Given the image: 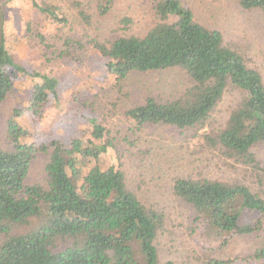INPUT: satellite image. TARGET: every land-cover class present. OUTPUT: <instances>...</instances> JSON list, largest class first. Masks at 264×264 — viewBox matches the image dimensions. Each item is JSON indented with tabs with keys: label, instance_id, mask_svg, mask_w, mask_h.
Wrapping results in <instances>:
<instances>
[{
	"label": "trees",
	"instance_id": "16d2710c",
	"mask_svg": "<svg viewBox=\"0 0 264 264\" xmlns=\"http://www.w3.org/2000/svg\"><path fill=\"white\" fill-rule=\"evenodd\" d=\"M115 2L72 0L80 28L70 24L58 0L35 6L65 32L52 37L63 39L60 54L55 53L72 56L73 48L78 52L93 48L107 59V71L119 90L136 75L167 70L182 72L189 84L173 99L147 97L144 104L125 112L129 126L124 141L131 149L124 154L107 127L95 119L89 139L77 138L69 146L60 141L22 143L28 133L10 120L6 138L12 148L0 150V264H160L157 241L168 231L169 216L142 198L141 186L131 188L122 162V156L128 155H140L142 164L147 162L153 147L149 144L148 150V144L138 141L148 127H168L190 135L193 147L195 141L202 140L203 148L218 152L222 160L231 162V168L241 173L252 169V182L264 187L261 72L237 46L226 43L222 31L201 23L182 0L155 1L152 10L157 23L145 32L134 31L132 15L112 17ZM238 3L244 11L264 17V0ZM36 37L46 50L54 49L44 33ZM17 71L35 81L31 109L45 105L57 94L56 78L28 73L9 53L6 12L0 4V105L12 93V74ZM228 94L235 104L221 113ZM109 149L116 151L118 163L103 167L99 160ZM38 158L43 179L31 185L28 178ZM172 182V197L196 213L195 230L205 225L222 245L234 237L263 236L262 244L252 250L231 248L226 257L208 258L206 264L238 260L264 264L261 192L252 185L205 176L186 174ZM254 211L260 214L256 223L242 224L244 214Z\"/></svg>",
	"mask_w": 264,
	"mask_h": 264
},
{
	"label": "rangeland",
	"instance_id": "374dc122",
	"mask_svg": "<svg viewBox=\"0 0 264 264\" xmlns=\"http://www.w3.org/2000/svg\"><path fill=\"white\" fill-rule=\"evenodd\" d=\"M46 1L55 4L53 2L56 0H0L6 12L7 48L15 62L28 73H41L58 80L57 94L50 96L45 105L31 109V92L35 81L26 74L13 72L14 89L0 105V150L12 148L6 138L10 120L18 122L28 133L22 143L41 145L60 141L69 146L77 138L89 139L91 121L95 119L110 131L111 137L119 145V152L126 153L125 150L131 148L124 141L129 126L125 112L144 104L147 97L173 99L181 95L189 84L188 78L178 70L150 72L136 75L126 82L125 88L119 90L113 85L114 79L107 71V59L93 48L88 47L82 52L73 48L71 52L74 55H59L63 39L52 37L65 35V32L61 31L60 24L35 6V3L42 6ZM71 1L58 0L70 24L80 28L78 14ZM155 1L158 0H116V8L111 16L132 15L135 18L134 31L145 32L157 23L152 10ZM182 1L201 23L210 29L222 31L226 43L237 46L264 77V17L261 14L244 11L238 0ZM104 19L100 18L101 21ZM107 22L111 23L109 20ZM39 33H44L49 43L54 45L52 51L41 46L36 37ZM56 50L59 54L55 53ZM85 103L93 106H85ZM234 104L231 95H226L220 106L221 113L228 112ZM193 142L190 135H182L175 129L148 127L138 141L142 145L148 144V150L149 144L153 147L146 157L147 162L142 164L140 155L133 158L122 156L131 188L141 186L142 198L165 210L169 216L168 231L157 241L160 264H206L208 258L226 257L233 248L246 252L263 242V236L246 239L234 237L228 245H222L205 225L195 230L198 224L194 225L196 213L193 208L176 200L170 193L173 178L187 174L193 178L205 176L221 181H238L252 185L263 197L264 187L259 188L258 183L252 182V169L250 173L248 170L241 173L229 166L230 161L222 160L218 152L203 148L202 140L195 141V147L190 146L194 145ZM99 163L103 167L117 164L116 151L109 149L101 156ZM43 174V165L38 158L32 165L28 183H40ZM259 217L257 211L247 212L241 223L253 225ZM232 264L260 262L238 260Z\"/></svg>",
	"mask_w": 264,
	"mask_h": 264
}]
</instances>
